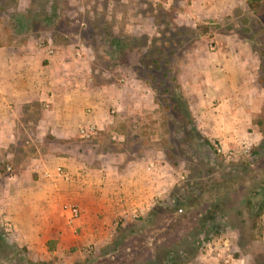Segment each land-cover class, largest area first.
Instances as JSON below:
<instances>
[{
  "label": "rangeland",
  "instance_id": "374dc122",
  "mask_svg": "<svg viewBox=\"0 0 264 264\" xmlns=\"http://www.w3.org/2000/svg\"><path fill=\"white\" fill-rule=\"evenodd\" d=\"M209 1L0 0V46L28 40L51 49L75 45L92 67V80L113 85L122 106L111 113L117 122L108 149L159 155L173 177L151 220L150 213L121 220L103 247L82 250L76 263L42 259L21 245L0 203V264H168V247L177 264H216L212 257L264 264V211L255 220L264 204V156L251 157L264 141V0L253 9L251 0H224L217 17L200 21L194 10ZM232 41L258 61L250 90L256 105L247 106L253 127L232 139L207 136V110L190 104L198 81L191 82L187 66L208 64ZM230 93L238 98L237 88ZM224 101L217 97L208 115L236 121L238 106ZM254 130L259 134L250 135ZM9 165L0 153V190ZM214 224L219 232L212 235Z\"/></svg>",
  "mask_w": 264,
  "mask_h": 264
},
{
  "label": "crops",
  "instance_id": "0c3cea01",
  "mask_svg": "<svg viewBox=\"0 0 264 264\" xmlns=\"http://www.w3.org/2000/svg\"><path fill=\"white\" fill-rule=\"evenodd\" d=\"M223 1L206 2L194 13L200 21L217 17ZM232 44L208 64L187 66L191 82L198 81L190 104L207 110V136L232 139L253 127L247 106L256 105L250 90L258 61L243 44ZM82 57L75 45L51 49L28 40L0 46V153L10 162L0 203L17 241L49 261L76 263L82 250L103 247L118 222L148 215L173 185L159 155L139 158L126 148L108 149L117 122L111 113L122 106L113 85L92 80V67ZM232 88L238 98L229 95ZM217 97L238 106L236 121L208 115ZM90 125L95 132L82 138L80 130ZM65 205L78 207L80 217L70 221ZM228 263L252 264L245 257Z\"/></svg>",
  "mask_w": 264,
  "mask_h": 264
},
{
  "label": "trees",
  "instance_id": "16d2710c",
  "mask_svg": "<svg viewBox=\"0 0 264 264\" xmlns=\"http://www.w3.org/2000/svg\"><path fill=\"white\" fill-rule=\"evenodd\" d=\"M258 1H260V0H251L250 2H248V7L250 8V9H253L254 8V4L256 3V2H258ZM149 57H151V56H149ZM152 64H154L156 67H159V65H160V62H159V60H153L152 61ZM187 110H188V112H189V108H188V106H187ZM264 149V141H262L261 142V144H260V146L258 147V149H256L254 152H252V154H251V157L252 158H256V157H258V158H261V156L263 157L264 156V154H262L261 155V153H260V151L261 150H263ZM252 166V164L251 163H248L247 164V167L248 168H250ZM250 171H252V170H250L249 169V171L248 172H250ZM261 171V170H260ZM264 184V183H263ZM264 186V185H263ZM258 212L256 213V215H255V220H259L260 218H261V216H262V212L264 211V204H260L259 205V208H258ZM152 217H153V213H150L149 214V218H150V220L152 219ZM212 219V218H211ZM210 219V220H211ZM257 222H255L254 224H253V226L254 227H256V224ZM132 229V228H131ZM219 227L217 226V225H213L212 226V230L214 231L213 233H212V235L213 234H218V232H219ZM133 230V229H132ZM128 238V237H127ZM127 238H125V239H127ZM166 251H167V257L164 255V257H165V260H163L164 262H166V263H168V264H177V262H172V260H171V258H172V256L174 255V253H175V251L172 249V248H166ZM163 255V254H162ZM156 256H157V254H156ZM159 254H158V258H159ZM164 259V258H163Z\"/></svg>",
  "mask_w": 264,
  "mask_h": 264
},
{
  "label": "built area",
  "instance_id": "2783aa9c",
  "mask_svg": "<svg viewBox=\"0 0 264 264\" xmlns=\"http://www.w3.org/2000/svg\"><path fill=\"white\" fill-rule=\"evenodd\" d=\"M95 126L94 125H90L86 128H82L80 130V135L82 136V138H88L91 134H93L95 132ZM8 171L10 172V168H8ZM62 174V173H61ZM63 211L64 213L68 214L70 221H74L76 219H78L81 215V211L78 207L76 206H69V205H65L63 207ZM7 229L10 232H13L14 228L12 226V224H7Z\"/></svg>",
  "mask_w": 264,
  "mask_h": 264
}]
</instances>
